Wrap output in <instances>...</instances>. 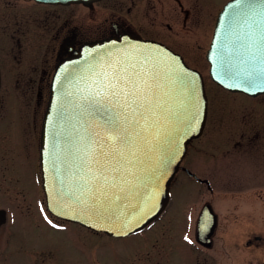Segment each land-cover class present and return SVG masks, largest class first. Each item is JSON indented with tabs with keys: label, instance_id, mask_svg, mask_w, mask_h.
<instances>
[{
	"label": "water",
	"instance_id": "95a60500",
	"mask_svg": "<svg viewBox=\"0 0 264 264\" xmlns=\"http://www.w3.org/2000/svg\"><path fill=\"white\" fill-rule=\"evenodd\" d=\"M238 7V0H230L217 16L207 52L209 76L226 91L256 97L264 95V52L249 60L244 46L246 17L232 15ZM256 20L264 22V16L258 13ZM131 64L158 74L152 80V110L141 119L145 139L139 141L141 149L133 162H125L115 186L109 183L101 188L77 159L82 136L91 134L89 142L105 137L96 119L85 111V97L98 73ZM252 77L255 83L249 82ZM206 115L202 76L165 46L126 35L83 45L57 64L42 119L39 166L47 211L115 239L144 231L165 211L171 182L188 145L202 135ZM216 224V215L206 204L198 220L199 245L211 246Z\"/></svg>",
	"mask_w": 264,
	"mask_h": 264
},
{
	"label": "flooded vegetation",
	"instance_id": "af4514ba",
	"mask_svg": "<svg viewBox=\"0 0 264 264\" xmlns=\"http://www.w3.org/2000/svg\"><path fill=\"white\" fill-rule=\"evenodd\" d=\"M229 1L216 6L215 0H0V256L9 243L4 230L8 222L5 207L11 205L13 196L29 199L41 188V125L55 68L87 43L126 35L165 46L202 76L207 98L205 127L213 114L212 130L218 135V127L223 129L225 153L250 158L264 149V95L243 94L247 101L224 113V105L220 100L213 103L206 89L209 80L215 90L231 93L210 80L207 60L217 16ZM211 149L214 151L209 144V153ZM182 162L178 173L203 185L209 194L215 192L219 174L206 173L203 179L197 177L198 181L188 175ZM206 204L195 219L194 242L184 244L192 256L191 264H220V258L228 259L229 243H216L220 218L211 204L217 218L211 246H201L196 240L198 220ZM44 205L46 209L45 201ZM47 214L56 229L68 223ZM261 243L262 238L254 233L243 246L237 245L247 251L258 249ZM36 255L33 264L65 262L50 250Z\"/></svg>",
	"mask_w": 264,
	"mask_h": 264
},
{
	"label": "rangeland",
	"instance_id": "374dc122",
	"mask_svg": "<svg viewBox=\"0 0 264 264\" xmlns=\"http://www.w3.org/2000/svg\"><path fill=\"white\" fill-rule=\"evenodd\" d=\"M224 3L215 0L216 6ZM206 85L212 102L220 100L224 105V113L247 101L243 94L215 90L209 80ZM214 118L212 114V121ZM212 121L204 127L203 135L189 144L182 166L201 179L206 173L219 174L222 179L214 193L209 194L203 185L179 172L171 182L170 201L161 218L148 230L124 239L71 223L54 228L41 188L29 199L13 196L11 205L5 207L8 222L4 230L9 243L0 256L3 264H33L37 253L49 250L61 263L65 259L62 264H191L185 236L194 242L195 219L203 203L211 204L220 218L216 243H229L228 259L220 258V264H264V149L250 158L226 154L223 129L219 126L216 135ZM209 144L214 148L210 153ZM254 233L262 238L258 249L238 247Z\"/></svg>",
	"mask_w": 264,
	"mask_h": 264
},
{
	"label": "snow or ice",
	"instance_id": "6c2138e0",
	"mask_svg": "<svg viewBox=\"0 0 264 264\" xmlns=\"http://www.w3.org/2000/svg\"><path fill=\"white\" fill-rule=\"evenodd\" d=\"M238 4L237 11L232 15L246 17L244 46L249 60L255 61L257 53L264 52V22L256 20L258 13L264 16V0H238ZM97 75L99 79L88 88L85 111L96 119L97 127L104 130L105 137L89 142L91 134L82 136L76 148L77 159L101 188L109 183L114 187L116 177L126 167L125 162H133L131 158L136 157L141 149L139 141L145 139L141 119L152 110V80L158 74L131 64ZM249 82L255 83L256 77ZM185 240L192 243L187 236Z\"/></svg>",
	"mask_w": 264,
	"mask_h": 264
}]
</instances>
